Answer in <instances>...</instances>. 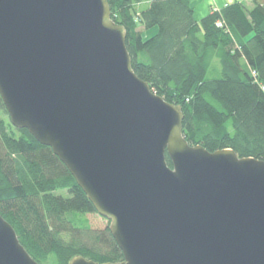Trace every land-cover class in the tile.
Returning a JSON list of instances; mask_svg holds the SVG:
<instances>
[{
  "label": "water",
  "instance_id": "1",
  "mask_svg": "<svg viewBox=\"0 0 264 264\" xmlns=\"http://www.w3.org/2000/svg\"><path fill=\"white\" fill-rule=\"evenodd\" d=\"M0 96L111 221L124 259L102 264H264V158L187 141L109 0H0ZM0 264H40L1 213Z\"/></svg>",
  "mask_w": 264,
  "mask_h": 264
},
{
  "label": "trees",
  "instance_id": "2",
  "mask_svg": "<svg viewBox=\"0 0 264 264\" xmlns=\"http://www.w3.org/2000/svg\"><path fill=\"white\" fill-rule=\"evenodd\" d=\"M253 1L211 9L201 20L191 0L109 3L127 31L136 74L182 107L187 141L264 158V5ZM0 213L40 264L78 255L101 264L124 259L110 220L79 223V215L98 214L94 204L51 147L12 125L1 96Z\"/></svg>",
  "mask_w": 264,
  "mask_h": 264
},
{
  "label": "crops",
  "instance_id": "3",
  "mask_svg": "<svg viewBox=\"0 0 264 264\" xmlns=\"http://www.w3.org/2000/svg\"><path fill=\"white\" fill-rule=\"evenodd\" d=\"M234 1H245V0H191L194 7V13L197 20H201L208 14H210L212 6L217 5L224 7Z\"/></svg>",
  "mask_w": 264,
  "mask_h": 264
},
{
  "label": "rangeland",
  "instance_id": "4",
  "mask_svg": "<svg viewBox=\"0 0 264 264\" xmlns=\"http://www.w3.org/2000/svg\"><path fill=\"white\" fill-rule=\"evenodd\" d=\"M243 2H245L248 7H251L254 4L253 0H245ZM255 2H260V3H262L264 5V0H255ZM144 5H141V7L144 6ZM214 7H219V6L214 5V6H212V9ZM77 217H78V221H79L80 224H84V223L88 224V219L90 220L91 224L92 223H101V224H105V225L109 224V219L101 216L99 213L94 215V219L91 218L89 215H79Z\"/></svg>",
  "mask_w": 264,
  "mask_h": 264
},
{
  "label": "built area",
  "instance_id": "5",
  "mask_svg": "<svg viewBox=\"0 0 264 264\" xmlns=\"http://www.w3.org/2000/svg\"><path fill=\"white\" fill-rule=\"evenodd\" d=\"M221 9H222V7H214V8H213L214 11H219V12L221 11ZM224 23H225V22H224L223 20L220 19V20H218V22H217V26H219V27H224ZM252 74H253V75H257L256 71H254V70H252ZM262 87H263V89H264V84H262Z\"/></svg>",
  "mask_w": 264,
  "mask_h": 264
}]
</instances>
